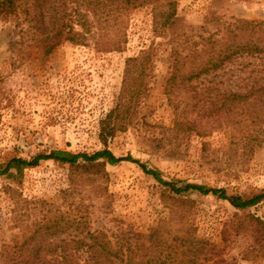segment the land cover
<instances>
[{
	"label": "rangeland",
	"instance_id": "1",
	"mask_svg": "<svg viewBox=\"0 0 264 264\" xmlns=\"http://www.w3.org/2000/svg\"><path fill=\"white\" fill-rule=\"evenodd\" d=\"M175 1L182 20L178 29L196 38L216 31L214 22L207 23L212 16L227 22L234 18L264 21V0ZM34 35L22 19L0 20L1 169L13 158L30 161L54 150L94 154L108 148L116 157L131 156L160 171L179 187L198 184L245 199L264 193V133L262 145L252 152L245 140H232L229 127L203 138L176 137L168 130L174 118L165 95L172 46L167 39L155 37L150 8L132 13L128 44L122 52L102 53L93 44L67 42L45 55L42 38ZM150 47L156 56L149 91L111 121L117 133L105 144L99 133L102 121L121 103L126 59ZM254 63L243 57L202 84L244 92ZM218 96L217 106H221L225 95ZM226 104L229 108L234 103ZM71 178L75 191L64 196ZM182 205L190 211L188 221L197 227L199 237L220 250V259L264 264L262 250L254 252L264 247V226L254 232L250 224L255 222L249 218L264 223V200L240 211L211 194L171 193L132 162L84 173L54 161L0 176V264H20L24 258L47 254L45 247L64 237L55 236L51 228L60 213L87 215L92 230L111 232L121 224L148 232L157 224H169L171 211H181ZM45 225H50L49 230H40ZM37 245L44 250L36 251ZM52 256L49 252L48 258Z\"/></svg>",
	"mask_w": 264,
	"mask_h": 264
},
{
	"label": "trees",
	"instance_id": "2",
	"mask_svg": "<svg viewBox=\"0 0 264 264\" xmlns=\"http://www.w3.org/2000/svg\"><path fill=\"white\" fill-rule=\"evenodd\" d=\"M142 8L151 9L155 37L167 39L172 46L171 72L165 95L174 118L168 130L176 137L195 134L203 138L229 127L232 140H245L246 146L249 144L254 152L262 145L264 133V21L234 18L227 22L212 16L207 23L214 22L216 31H207L208 34L196 38L178 29L182 20L175 0H0V20L22 19L26 22L29 30L42 38L45 55L67 42L93 44L98 52L112 53L125 50L131 15ZM155 56L154 48L150 47L138 56L126 59L121 103L102 121L99 137L103 143L107 144L117 133V129L110 126L111 121L125 113L131 101L137 105L149 91L154 78ZM243 57L256 61L244 92H225L215 85L202 84L208 76L216 75ZM218 95H225L221 106H217ZM227 101L234 104L226 108ZM224 109L231 113L225 115ZM100 160L105 162L100 163ZM42 161H54L82 169L84 173L96 168L105 169L106 165L132 162L171 193L197 191L203 195L211 194L240 211L264 200V193L245 199L228 195L225 189L198 184L179 187L177 182L165 180L160 171L149 169L131 156L116 157L108 148L94 154L54 150L30 161L13 158L3 169L0 166V176L10 174L12 170L21 172L38 167ZM70 183V188L63 191L64 196L75 191L72 178ZM180 208L181 211H171L169 224H157L148 232L121 224L111 232L92 230L87 215L60 213L53 218L51 228L55 236L64 237L52 247H45L47 254L34 260L24 258L20 264H231L220 259V250L213 243L199 237L197 227L188 221L190 211L185 210L184 205ZM176 216H179V225L174 229ZM249 218L255 222L250 224L254 232L258 231L259 225L264 226L258 218ZM49 228L50 225H45L40 230L48 231ZM35 248L36 251L44 250L41 245ZM261 250L264 254V247L254 249V252ZM49 252L53 253L51 259Z\"/></svg>",
	"mask_w": 264,
	"mask_h": 264
}]
</instances>
